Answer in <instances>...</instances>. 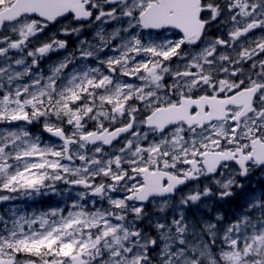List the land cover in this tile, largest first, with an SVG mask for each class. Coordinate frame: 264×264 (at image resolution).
<instances>
[{"label":"rangeland","instance_id":"rangeland-1","mask_svg":"<svg viewBox=\"0 0 264 264\" xmlns=\"http://www.w3.org/2000/svg\"><path fill=\"white\" fill-rule=\"evenodd\" d=\"M145 1L130 0V3L125 6L127 12L131 9L135 15L140 11L141 5L145 4ZM248 1L257 2L258 0ZM12 2L13 0H0V8L5 5L7 7ZM221 3L224 5L223 1ZM261 7L253 4L252 9L242 11L235 17L234 14H226L221 23L216 25L219 28L215 27V30L225 32L222 42H232L226 49H223L225 53L220 58L225 59L227 55L235 53L238 47L242 53H245L246 47L243 48V46L247 43H257L256 45L260 46L264 42L262 37L254 41H252V37L241 41L230 37L235 36L239 30L250 26L255 19L261 17L260 15H264ZM224 8L226 7L224 6ZM124 11L122 9L120 15L125 16ZM227 12L224 11V13ZM250 13L254 15V19L248 17ZM118 16L110 19L114 21V23H109V26L113 27L112 32L123 27V20L117 18ZM132 18L135 19L134 16ZM24 22L26 23L14 25L1 34L0 48L6 43L12 44L16 38L28 36L27 33L31 30L28 29L30 26L28 23H32V21L24 20ZM227 24L228 26H226ZM134 25L136 23L130 18L126 34L133 31ZM135 30L136 32L141 31ZM132 34L130 33V35ZM134 39L126 41L123 44V49L119 45L117 55L112 56L109 52L108 61L104 59L106 55H99L98 58L104 59L106 65L97 64L93 68L87 64L84 71L77 72L75 69L68 73V77H65L69 83V90L66 89L69 91V95L66 96L68 102L64 103L62 107L51 106L55 111L53 116L52 112L49 114L45 126L50 128L58 126V122L63 121L66 117L65 123L73 131L72 135L79 133L80 128L83 131L87 130L93 123L98 125L97 132L105 131L107 127L116 126L119 122H130L131 117L137 112V115L141 117L147 113L151 115L157 110L156 108L162 100L170 101V99H163L161 94V96H156L158 99L156 101H146L148 97L144 98L146 102L140 100L146 94L144 92L145 85H150L147 82V80L150 81L147 74L150 59L147 58L141 62L136 58L137 55L129 56L131 52L139 53L141 50V48H137V39L136 42ZM144 41L145 44H152V36L146 35ZM20 44L22 42H18L16 48L10 45L8 49L4 47V50L0 51L1 68L9 67L13 62L10 57H5L7 50L14 52L17 49L20 54L22 53V48H17ZM135 44L136 46H134ZM170 56L171 52H166L162 56V61H159L160 58H158L153 64L163 63V66H166L167 62L173 64L170 79L173 74L180 73L178 78L173 76L176 83L169 82L164 85L165 88H161L165 91L171 89L172 94L176 93L175 87L180 82L184 87L193 83L206 88L210 86L208 83L210 80L217 85L231 84L230 81L235 85H242L251 75L247 70L250 67L256 68L259 63H263L262 60H256V58L242 59L243 63L241 64L246 69L242 73L238 68L231 70H228L226 66L223 68L226 63H221L220 70L217 69L215 73H212L220 76L216 78L215 75L209 74L211 67L205 64L195 72L192 65L187 67V64L191 62L188 59L181 60L176 65L172 59L166 60ZM23 59L22 55L19 56L18 62H22ZM108 62L110 64L107 65ZM195 62L201 63L197 57H195ZM109 66L114 69L115 75H118L119 78L120 75L125 79L126 77H135L137 81L129 83V81H123L120 78L113 85L112 83L117 78L111 75L113 73ZM62 67L63 65L59 64L58 69ZM184 69L191 70L195 75L186 79L181 76ZM167 71L168 69L164 68V74H167ZM252 71L254 76L264 74V68L262 71L256 69H252ZM205 77H208L207 80L204 79ZM108 79L110 82L107 81ZM152 81L154 80L152 79ZM109 85L111 87L107 89ZM28 89H30L28 84L17 83L14 87V94L19 99ZM157 90L160 88L156 87ZM182 93L183 90L180 95ZM28 94L30 95L29 100H35L39 95H42V89L33 86ZM9 99L11 102L14 100L11 96ZM4 100H6V96L3 97ZM114 101L118 102L116 107L112 106ZM57 103L58 97L55 98V104L57 105ZM81 103H86L88 106L84 105V109ZM5 108H11V116L3 118L4 120L16 118L15 115L19 118L25 117V115H20L23 109L17 105L8 103ZM260 112L263 115L264 108L260 109ZM263 118L264 116L262 118L251 117L249 123H243L241 127L236 121L231 122L228 126H219L209 130L204 137L182 148L181 144L176 143L179 140L178 134L170 135L168 140L165 136L157 139L151 133H145L143 127L140 126L137 132L135 131L130 138L123 140V143L111 151L106 152L101 147H91V151L87 153L86 144L81 143L74 151L76 159H79L78 163H75L71 158L73 162L69 163V167L66 165L61 167L55 161L47 165L44 163V159L32 158L31 156L37 154L35 149L40 144L39 141L24 137L23 132L18 129L0 128V260L7 257L23 256L27 258L22 257L19 264H70V258L84 254L86 255V264H264V202L260 199L263 192L259 188V180L264 182V168L262 170L253 168L249 179L240 178V171L236 166L223 168L203 184L191 185L177 194L175 199L155 202L154 205H157L154 206L155 210L161 212L159 215L154 212L147 214L140 211V207L135 206H126L123 207L125 210H121L119 209L121 204L118 202L121 192L127 191L131 195L138 190L140 186L136 181H141V172L148 166H157L163 162L169 166H183L180 170L186 172L188 170L186 161H192L201 151L215 147L217 142L223 140L222 135L228 139V144L234 140L233 143H241L237 147L247 146V143L241 142V140L247 138L244 135L249 134L254 128V124L260 119L262 121ZM140 124H145V122L140 121ZM10 142H14L13 144L16 146L14 149L17 153L13 152L14 149H8L10 146H7V150L3 149L5 145L2 144ZM48 147L51 151H61L50 144ZM45 153L47 152L43 154ZM12 157H15L13 160L15 165L7 161ZM144 160L147 162L146 167H143L144 164L132 166ZM55 165L58 168L54 175L33 171L35 166L42 169V167H55ZM127 165H131L132 172L128 173ZM140 167L143 168L136 171ZM77 174L78 177H76ZM124 174L127 175L125 178ZM102 175L109 178L111 196H104L100 204H97L99 201L96 198L87 197L90 193L87 194L85 190L78 189L77 193L73 194L79 197L80 201L77 199L73 202V206L74 203H80L82 206L79 205L76 207L77 210L74 209L75 213L69 216L68 222L58 221L55 223L50 220L59 209H64V207L53 205L44 210L40 209L44 206L42 204L43 197L53 192L51 189L46 190L43 186L45 181H54L56 178L59 182L70 183L71 176L89 179L94 176L99 178ZM249 187H254L255 195L247 193ZM71 191L73 189L68 190L67 197H70ZM86 197L87 199L84 201ZM235 198H239L242 203L248 201L249 207L243 208L244 210L239 209L235 204ZM228 201H232L235 206H230ZM127 209H130V212ZM172 209L173 213H170ZM80 210H84V212ZM117 210H120L121 214H116ZM252 211L258 214L257 217L253 218L250 213ZM77 224H80L79 235H73V233L67 235L63 232L66 227ZM61 228L63 229L59 231ZM91 234L94 236L90 237ZM46 245H50L51 248L45 247ZM43 247L45 249H41ZM26 252L33 253L43 259L35 260V262L30 254H25Z\"/></svg>","mask_w":264,"mask_h":264},{"label":"flooded vegetation","instance_id":"flooded-vegetation-1","mask_svg":"<svg viewBox=\"0 0 264 264\" xmlns=\"http://www.w3.org/2000/svg\"><path fill=\"white\" fill-rule=\"evenodd\" d=\"M160 1L162 0H146L145 4L141 5L142 7L140 11L137 12L135 15L131 12L130 9L128 12H125L126 16L124 18L119 19L123 20V26H128L130 24L131 18L132 21L136 23L133 29L141 30V35L152 36L153 44L155 43L156 46H164V51L171 52V55L174 54V51L176 53L180 52V45L187 48L186 37L189 35H195L200 23L203 22V20L207 22V20L215 16L223 18L226 14H234L233 16L235 17L239 15L242 11L252 9L253 4L262 6L261 10L264 11V0H258L257 2H251L248 0H221L224 2V5L223 3H221L220 0H169L171 3L165 7L166 14L164 17H174L175 19H177L179 21L178 28L168 27L162 31L156 28L153 30L144 29L139 18L141 13L147 8L152 7L153 4L158 5ZM129 3L130 0H123V2L119 6L117 5L115 7L112 6L108 0H68L67 7H65V9H67L70 14H68L66 18H60L58 21H56L55 24H49V22L47 23L37 18L33 19L29 16H25L21 21L23 22L24 20H31L32 23L29 22L30 26L28 27V29L31 30L29 31V33H27L28 36L25 37L21 42L24 43L25 46L24 54H27L29 56V68L31 69H29L27 75L24 76L23 79L38 85L42 82L41 79L45 81V76L48 78L51 73V69L55 71V74H60L58 66L61 61L66 65V68L68 69V67H70V65H68V62L73 61L76 58H84L85 53L89 50L87 45H94L97 41L96 33L93 32L96 27L100 23H105L108 18H114V16L120 15L122 9L126 10L127 7L125 6ZM224 6L226 8H224ZM83 8L87 9L92 13L91 22L80 23L75 21V16L72 15L74 11L72 10L78 12ZM254 9H257V7H254ZM224 11L228 12L224 13ZM133 16L135 18L134 20L132 18ZM253 16L254 15L251 13L248 15L250 19H254ZM260 16L261 17L255 19L252 23H254L253 25H257L258 27L260 26L262 28V38H264V15ZM72 24L74 25L75 34L69 30V28L72 27ZM105 33L106 31L102 34L104 35V37H107ZM113 43L117 44V42ZM221 44L224 46L225 42ZM259 48L260 52L257 55V59L262 60L263 63H259L256 68H249V72L251 73V75L249 76L247 81L242 83V85H235L230 91L215 90V92L213 91L209 93L207 92V89L204 86L198 84H188L186 85V87H184L180 83L178 87H180V91L183 90L182 95L173 96L172 93L169 91L167 93V96L173 99V102H171L170 105L173 104L178 106L183 100H189V105H186V107H188L191 116L198 114L199 112L208 114L212 110V105L209 104L208 98H217L220 100H224L234 94H237L239 91L250 89L251 87L256 86L258 83L264 84V74L261 73L254 76V72L252 71V69L262 71L264 68V42L260 44ZM89 55L92 56L91 54ZM33 56H35V58ZM64 59H67V61H65ZM173 63L176 64V61H174ZM155 67L156 71L155 68H153V70L155 72H158L159 68L162 66L159 64L158 67ZM182 72L183 75L181 76H184L186 79H188V77L191 75V73H189L187 69H184ZM179 74L180 73L177 74V77L179 76ZM1 81H3V79ZM9 82L14 84L13 79H10ZM44 84L48 85L49 88L53 87L54 90H50V92L52 93L58 95V92H62V80L60 78L56 85L57 88H55V86H53L52 84H48V82ZM4 88L8 89L9 85L4 86ZM223 88L224 87H222V89ZM67 90H65V92L69 93V91ZM263 92L264 89L262 90V93ZM262 93L255 98L254 103L251 107H248V105L246 106V101L242 103V108L237 109L238 118L242 113L246 112L244 110L251 112L252 115L255 114L258 110H260V106L264 101ZM151 98V96H148V101H150ZM203 98L207 99L203 103H199L198 101ZM9 101V97H6V102ZM65 101L68 102V99ZM232 109L233 108H231V110ZM137 114L138 112L136 113L135 119H145L146 117H141ZM216 123L218 122L216 121L213 124H207L205 128L210 127L211 125H215ZM44 125L45 124L43 123V126ZM91 125L92 126L89 127L91 131H93V129H97V123H93ZM111 128L112 126L107 127V129ZM64 129L66 130L67 127H64ZM84 132L87 131H83L80 128L78 134L79 137H76L75 139L76 143L80 142V137L83 136ZM258 136L260 135L255 134L252 136V138Z\"/></svg>","mask_w":264,"mask_h":264},{"label":"water","instance_id":"water-1","mask_svg":"<svg viewBox=\"0 0 264 264\" xmlns=\"http://www.w3.org/2000/svg\"><path fill=\"white\" fill-rule=\"evenodd\" d=\"M25 0H19L18 3H17V6L19 5H23V2ZM25 11V10H24ZM148 14H145L142 16V18L144 19V22L146 23V17H147ZM19 16V15H18ZM18 16L14 17V18H18ZM12 21V20H11ZM1 27H2V22L0 23V30H1ZM95 142V141H94ZM255 154V158H256V161L260 164V165H263L264 164V152L263 151H260L258 148H256V151L254 152ZM222 160H219L218 163H217V166L219 165V163L221 162ZM246 163H243V165H245Z\"/></svg>","mask_w":264,"mask_h":264},{"label":"bare ground","instance_id":"bare-ground-1","mask_svg":"<svg viewBox=\"0 0 264 264\" xmlns=\"http://www.w3.org/2000/svg\"><path fill=\"white\" fill-rule=\"evenodd\" d=\"M92 207H94V206H92ZM92 235L93 234H91V236L90 237H92ZM94 236V235H93ZM109 245V244H108ZM123 245V244H122ZM128 246V245H127ZM125 247V246H124ZM130 247V246H129ZM110 248H112V247H110ZM104 255V254H103ZM129 256V255H128ZM126 258V257H125ZM99 259V258H98ZM103 259V258H102ZM96 260V259H95ZM116 261V260H115ZM103 262V261H102ZM122 262V261H121ZM92 263H93V261H92ZM108 263V262H107Z\"/></svg>","mask_w":264,"mask_h":264}]
</instances>
